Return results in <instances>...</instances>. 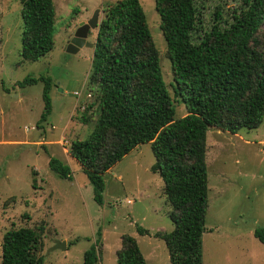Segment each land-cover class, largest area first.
<instances>
[{
  "label": "trees",
  "instance_id": "1",
  "mask_svg": "<svg viewBox=\"0 0 264 264\" xmlns=\"http://www.w3.org/2000/svg\"><path fill=\"white\" fill-rule=\"evenodd\" d=\"M22 5V62H37L55 47L54 0H19ZM161 30L177 84L175 97L187 114L176 116L159 50L140 0L108 3L98 29L90 83L96 101L80 117L95 124L86 140H75L68 154L82 166L103 205L105 174L139 146L151 144V170L163 180L173 208L171 232L163 240L171 264H204L203 235L209 207L208 132L238 134L264 120V0H241L229 17L221 7L206 27L198 0H155ZM45 83V112L52 113L51 79L26 78L19 86ZM179 99V100H178ZM40 126V125H39ZM50 169L72 179V169L52 157ZM141 236L149 230L137 228ZM45 227L11 229L2 242V264H44ZM84 254V264H99L102 235ZM254 236L264 245V228ZM70 245H73L71 243ZM118 264H148L136 238L124 235Z\"/></svg>",
  "mask_w": 264,
  "mask_h": 264
},
{
  "label": "rangeland",
  "instance_id": "2",
  "mask_svg": "<svg viewBox=\"0 0 264 264\" xmlns=\"http://www.w3.org/2000/svg\"><path fill=\"white\" fill-rule=\"evenodd\" d=\"M116 1L54 0L57 33L53 51L37 62H22V5L19 0H0V264L6 232L40 225L45 227L44 264H84V254L99 232L103 244L99 264H118L124 235L137 239L148 264H171L166 243L153 236L171 232L174 224L165 184L151 170L156 161L151 144L139 146L105 174L103 205L95 201L81 164L61 144H49L64 138L69 151L73 141L88 139L94 130L95 124L79 120L96 101V86L90 83L94 48L85 46L68 53L67 46L81 23H87L98 9L101 22L106 5ZM140 1L176 116L184 117L187 111L175 97L177 84L155 0ZM240 3L198 0L206 27L214 23L218 7L229 17ZM97 33L91 31L90 44H95ZM29 77L51 79L52 113L42 124L45 83L20 87ZM42 138L47 144H41ZM52 157L71 167L72 179H61L50 169ZM207 165L204 264H264V245L254 236L256 229L264 228V120L259 128L243 129L237 137L211 128ZM138 227L151 235L141 236ZM57 241L67 242V249L55 250Z\"/></svg>",
  "mask_w": 264,
  "mask_h": 264
},
{
  "label": "water",
  "instance_id": "3",
  "mask_svg": "<svg viewBox=\"0 0 264 264\" xmlns=\"http://www.w3.org/2000/svg\"><path fill=\"white\" fill-rule=\"evenodd\" d=\"M100 13H101L100 9L96 10L93 17L87 23L83 22L79 25V28L77 29L74 37L68 43L67 46L68 53H75V51H78L80 48H83L85 46H89L95 49V44H90L88 42V37L91 31H95L99 29ZM63 247L65 250L67 249V242L57 241L54 245L55 250L62 249Z\"/></svg>",
  "mask_w": 264,
  "mask_h": 264
},
{
  "label": "crops",
  "instance_id": "4",
  "mask_svg": "<svg viewBox=\"0 0 264 264\" xmlns=\"http://www.w3.org/2000/svg\"><path fill=\"white\" fill-rule=\"evenodd\" d=\"M70 124V122H68L66 125H65V127L63 128V133H62V135L64 134V132H65V130H66V128L68 127V125ZM54 128V127H53ZM34 130H35V128H34ZM235 137H237V134H235ZM64 138H62V140H61V142H60V140L59 141H52V142H49V144H54L55 143V145L56 144H63V142H64ZM44 141V143H42ZM41 143L42 144H47V142H46V139L45 138H42L41 139ZM62 148H63V151H65L66 152V154H68V149L66 150V148L65 147H63L62 146ZM207 159H208V155H207Z\"/></svg>",
  "mask_w": 264,
  "mask_h": 264
},
{
  "label": "built area",
  "instance_id": "5",
  "mask_svg": "<svg viewBox=\"0 0 264 264\" xmlns=\"http://www.w3.org/2000/svg\"><path fill=\"white\" fill-rule=\"evenodd\" d=\"M76 95H77L78 97H81V96H82V94H81L80 92H76ZM87 97H88V98H91V94H88ZM27 130H29V129L27 128ZM43 142H44V141H43ZM41 144H42V143H41ZM67 145H69V142H68V141L66 142V141L64 140L62 146L65 147V146H67Z\"/></svg>",
  "mask_w": 264,
  "mask_h": 264
}]
</instances>
